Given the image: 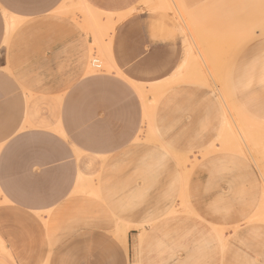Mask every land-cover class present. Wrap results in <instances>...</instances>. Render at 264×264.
I'll return each mask as SVG.
<instances>
[{
  "label": "rangeland",
  "instance_id": "1",
  "mask_svg": "<svg viewBox=\"0 0 264 264\" xmlns=\"http://www.w3.org/2000/svg\"><path fill=\"white\" fill-rule=\"evenodd\" d=\"M127 4L123 12L87 0L79 8L85 73L115 70L117 26L138 15L149 45L176 55L171 72L141 93L147 126L134 143L147 155H123L85 184L95 196L85 219L108 229L46 230L39 247L0 234V264H264V0ZM57 242L61 262L53 261Z\"/></svg>",
  "mask_w": 264,
  "mask_h": 264
},
{
  "label": "crops",
  "instance_id": "2",
  "mask_svg": "<svg viewBox=\"0 0 264 264\" xmlns=\"http://www.w3.org/2000/svg\"><path fill=\"white\" fill-rule=\"evenodd\" d=\"M87 1L118 12L128 5ZM83 3L0 0V234L13 246H43L46 230L108 229L85 219L93 214L86 200L95 197L85 184L99 182L100 167L123 155L141 161L147 155L146 146L134 143L147 126L141 93L176 63L173 52L149 45L138 15L117 26L115 70L87 75ZM36 103L57 105L37 109ZM61 245L55 244L54 262L66 255Z\"/></svg>",
  "mask_w": 264,
  "mask_h": 264
},
{
  "label": "bare ground",
  "instance_id": "3",
  "mask_svg": "<svg viewBox=\"0 0 264 264\" xmlns=\"http://www.w3.org/2000/svg\"><path fill=\"white\" fill-rule=\"evenodd\" d=\"M112 20H113V19H112ZM107 33H108V32H107ZM233 57H234V56H233ZM233 57H232V58H233ZM227 60H228V61H227V63H228V62L231 60V58H230V59H227ZM230 62H231V61H230ZM230 62H229V63H230ZM227 63H226V64H227ZM229 63H228L227 65H229V67H231L232 65L229 64ZM232 63H233V62H232ZM229 69H231V68H229ZM227 72H228V71H227ZM228 73H229V72H228ZM228 73H227V74H228ZM229 74H230V73H229ZM198 78H199V77H197V79H198ZM197 79H196V81H197ZM203 79H204V78L201 79V77H200L199 81H200V82H203V81H201V80H203ZM228 79H229V76H228L227 80H228ZM188 80H189V79H188ZM227 80H226V81H227ZM229 80H230V79H229ZM191 82H193L192 79H191ZM194 82H195V81H194ZM200 82H199V83H200ZM204 82L206 83L207 80H205ZM229 83H230V82L227 81L225 84H223V87H225L224 85H226V86L228 85V86L230 87V84H229ZM166 87H167V86H166ZM226 89H227V87L225 88V90H226ZM230 89H231V88H230ZM230 89L228 88L229 92H230ZM228 90H226L227 93H228ZM223 93H225V92H223ZM221 94H222V92H221ZM222 96H223V94H222ZM157 98H158V97H157ZM223 105H224V104H223ZM224 112H225V111H224ZM223 114H224V113H223ZM224 116H225V114H224ZM226 124H227V123H226ZM223 126H224V124H223ZM225 128H226V127H225ZM225 128H224V130H225ZM250 131H251V130H250ZM258 131H259V130H258ZM223 132H224V131H223ZM238 133H240V131H239V132L237 131V134H238ZM237 134H235V135H237ZM240 134H241V133H240ZM220 135H221V134H220ZM235 135H234V136H235ZM237 136H238V135H237ZM237 136H235V137H237ZM222 138H223V137H222ZM222 140H223V139H222ZM237 140H238V139H237ZM232 141H233V140H232ZM232 141H231V142H232ZM234 141L236 142V140H234ZM227 142H228V141H227ZM238 142H241V141H237L236 143H238ZM220 143H221V142H220ZM222 144H223V143H222ZM228 145H229V144H228ZM238 145H239V144H238ZM240 145H242V144L240 143ZM231 146H233V145H231ZM231 146H230V147H231ZM221 147H222V146H221ZM223 147H224V146H223ZM225 148H226V147H225ZM227 148H228V147H227ZM240 150H241V149H240Z\"/></svg>",
  "mask_w": 264,
  "mask_h": 264
}]
</instances>
